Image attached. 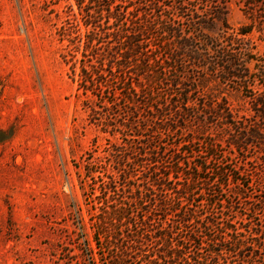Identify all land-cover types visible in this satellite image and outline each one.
<instances>
[{"label": "rangeland", "instance_id": "1", "mask_svg": "<svg viewBox=\"0 0 264 264\" xmlns=\"http://www.w3.org/2000/svg\"><path fill=\"white\" fill-rule=\"evenodd\" d=\"M163 1L170 6L166 14L180 16L186 31L197 36L193 23L209 21L206 32L219 39L213 68L188 60L195 110L187 116V130L165 142L192 138L189 151L206 164L203 176L212 178L218 203L208 206L199 198L193 206L203 213L210 207L218 221L236 224L244 230L243 239L254 244L251 233H260L258 244H264V140L235 145L213 109L230 108L249 119L244 120L247 128L264 130V0ZM214 12L220 19L212 22L208 18ZM69 18L80 21L75 0H0V264H140V255L130 247V259L119 261L117 252L125 246L118 250L106 238L110 230L103 233L95 224L106 176L92 181L89 197L83 190L87 170L94 176L114 171L102 151L115 140L89 123L84 97L79 98L63 59L67 41L62 28ZM246 25L253 26L252 33L237 36ZM231 65L248 77L228 75ZM167 93L165 87L169 100ZM198 120L207 122L204 134ZM140 170L133 186L142 185ZM222 173L230 183L220 188ZM123 183L115 198L126 202L132 194L122 192ZM169 224L176 228V222L161 223ZM157 245L169 251L164 240ZM151 249L157 248L146 249L154 255L157 251ZM263 257L264 251L247 247L237 259L239 264H261Z\"/></svg>", "mask_w": 264, "mask_h": 264}, {"label": "trees", "instance_id": "2", "mask_svg": "<svg viewBox=\"0 0 264 264\" xmlns=\"http://www.w3.org/2000/svg\"><path fill=\"white\" fill-rule=\"evenodd\" d=\"M75 1L81 18H69L62 28L67 41L63 59L79 98L84 97L89 123L115 140H109L102 151L114 171H99L94 176L95 172L87 170L83 190L89 197L92 181L106 176L97 196L99 211L93 217L99 230H110L106 238L118 250L125 246L117 252L119 261L130 259L128 247L140 255V264H232L247 247L264 251V244H258L260 233H251L254 244V240L243 239L244 230L236 224L218 221L210 207L203 213L193 206L199 198L208 206L218 203L212 178L203 176L206 164H199L195 152L189 151L194 140L183 137L165 142L187 130V116L195 110L192 95L196 89L192 88L188 60L214 67L211 59L219 39L206 32L209 21L193 23L195 36L184 29L180 16L166 14L170 6L163 0ZM219 14L214 12L208 20L220 19ZM252 31L253 26L246 25L236 35L247 36ZM241 71L231 65L227 74L244 80L248 75ZM165 87L169 100L164 96ZM213 109L224 126L222 131L232 136L235 145L264 140L263 129L247 128L244 120L248 118L238 117L227 107ZM198 122L204 134L207 122ZM126 164L136 168L126 171ZM137 168L141 169L142 185L136 187L131 181L137 177ZM122 180V192L128 189L132 194L126 202L115 198ZM221 181L220 188L230 183L224 173ZM163 221L176 222V228L162 226ZM161 240L169 251L159 250ZM148 247L157 252L151 255Z\"/></svg>", "mask_w": 264, "mask_h": 264}]
</instances>
